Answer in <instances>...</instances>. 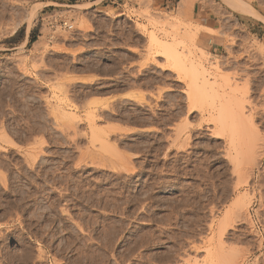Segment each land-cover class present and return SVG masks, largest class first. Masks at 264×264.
I'll return each instance as SVG.
<instances>
[{
    "label": "rangeland",
    "instance_id": "1",
    "mask_svg": "<svg viewBox=\"0 0 264 264\" xmlns=\"http://www.w3.org/2000/svg\"><path fill=\"white\" fill-rule=\"evenodd\" d=\"M195 1L0 0V264H264V0H210L217 30Z\"/></svg>",
    "mask_w": 264,
    "mask_h": 264
},
{
    "label": "bare ground",
    "instance_id": "2",
    "mask_svg": "<svg viewBox=\"0 0 264 264\" xmlns=\"http://www.w3.org/2000/svg\"><path fill=\"white\" fill-rule=\"evenodd\" d=\"M100 1H102V0H95V2L94 3H99ZM226 3H228L232 8H234L236 11H239L240 13H243V14H255V15H258V16H260V14L258 13V11L255 9V8H253L251 5H249L248 3H245V2H242L241 0H224ZM227 4V5H228ZM33 5V4H32ZM32 5H31V7H32ZM38 5V4H37ZM88 5V4H87ZM38 7V6H37ZM37 7H36V9H37ZM39 7H40V5H39ZM178 7V6H177ZM183 7V6H182ZM33 9H34V7H33ZM35 9V10H36ZM182 9V8H181ZM34 10V11H35ZM32 11V10H31ZM30 11V12H31ZM34 11H33V13H34ZM68 11V10H67ZM29 12V13H30ZM37 12V11H36ZM35 12V13H36ZM27 13V12H26ZM179 13H180V11H179ZM69 14V13H68ZM72 14V13H71ZM75 15V14H74ZM30 16H32V14L30 15ZM33 16H34V14H33ZM49 16V15H48ZM53 16H56V15H53ZM76 17V16H75ZM261 18H263L264 19V16L262 17V16H260ZM29 19H31L32 17H28ZM2 19V18H1ZM15 20H17V19H15ZM32 20V19H31ZM14 21V20H13ZM1 22V21H0ZM15 22V21H14ZM47 22V21H46ZM13 23V22H12ZM29 23H30V21H29ZM72 25V24H71ZM16 27V26H15ZM66 27H68V25H66ZM5 28V27H4ZM7 28V27H6ZM3 29V28H2ZM56 29H57V26H56ZM55 29V30H56ZM7 30V29H6ZM47 30V29H46ZM55 30L53 31V32H55ZM13 31V30H12ZM28 31V30H27ZM59 31V30H58ZM60 32H61V30H60ZM195 32V31H194ZM193 32V33H194ZM215 32V31H214ZM2 33H4V32H2ZM57 33V32H56ZM152 33V32H151ZM48 34V33H47ZM46 36L45 35H43L42 37H41V39L38 41L37 40V42L33 45V46H35V47H33L34 49H36V50H38V49H40V48H42L43 49V46L45 45V38ZM151 40V46H155V44L156 45H161L162 47H163V52L164 53H166V55L170 58V59H173V60H175L176 61V67H182V69L184 70V68H186L185 66H186V64H185V66H184V68H183V66L182 65H184V63H185V59H187L186 58V55L184 56V55H180L179 54V52L177 51V49H176V45H175V43H170V42H167V41H162L161 39H159L155 34H151V38H150ZM53 42V41H52ZM25 43V42H24ZM178 44V43H177ZM46 46H48V45H46ZM50 46V45H49ZM52 46V45H51ZM55 46V45H54ZM161 47V48H162ZM58 48V47H57ZM39 51V50H38ZM43 51V50H42ZM187 52V51H186ZM42 53V52H41ZM41 57V56H40ZM188 57V56H187ZM21 58V57H20ZM35 59V58H34ZM21 63V62H20ZM175 63V62H174ZM209 63V62H208ZM194 66H193V65ZM191 65H189L190 67H187V68H189V70H190V68H193L196 72V74H194L195 75V77L194 76H192V78L194 77V80H192V83H191V87H189V88H191L190 89V91H191V93L190 94H192L193 95V98L194 97H198L199 95H197V94H200L201 93V96H203V94H205V92L206 93H209L208 92V90H211L212 89V91H213V89H215V85H214V81L212 80V82H210V79L207 77V70L204 68V69H202L201 71L199 70H196V68L198 67L196 64H194V63H192ZM215 64V63H214ZM211 65V64H210ZM24 66V65H23ZM192 66V67H191ZM197 66V67H196ZM216 66V65H215ZM26 67V66H25ZM178 67V69L180 70V71H183V70H181L180 68ZM221 67V66H220ZM21 68V67H20ZM202 68V67H201ZM218 68V67H217ZM26 69V68H25ZM98 69V68H97ZM187 70V69H186ZM189 70H187V71H189ZM209 71V70H208ZM192 72V71H191ZM187 74V73H186ZM119 75V74H118ZM212 76V75H211ZM185 78V77H184ZM190 78H191V76H190ZM190 83V82H189ZM216 83V82H215ZM232 88V87H231ZM118 91V90H117ZM211 91V92H212ZM203 93V94H202ZM197 95V96H196ZM230 95V94H229ZM191 96V95H190ZM205 96V95H204ZM207 94H206V98H207ZM195 99V98H194ZM202 99H203V97H202ZM201 100V99H200ZM192 101V100H191ZM203 101V100H202ZM194 102V101H193ZM226 108V107H225ZM245 108V107H244ZM228 109H229V107H227V111H228ZM236 109V108H235ZM243 109V108H242ZM220 110H221V108H220ZM223 111L225 110V109H222ZM226 110L224 111V112H226ZM230 110V109H229ZM232 110V109H231ZM230 110V111H231ZM245 110V109H244ZM223 111H220V114H219V112H218V114H219V118L220 119H218L217 117H216V119H218L217 121L220 123V125H221V129L223 130L224 128H222V126L224 127V126H226L227 127V131H228V129H229V126H235V129H236V125L234 124L235 122H240L241 120H240V118L242 117L241 115V112H240V114H239V112L237 113V114H235L236 113V110L234 111V109H233V111H231L230 113L229 112H226V113H228V115H230L229 117H227L226 118V116H225V114L226 113H224V115H223ZM222 113V114H221ZM237 115H238V117H239V115L241 116V117H239L238 119H237V121H236V118H237ZM246 115V114H245ZM221 116V117H220ZM247 116H248V114H247ZM246 116V117H247ZM251 116V115H250ZM250 116H248L249 118L248 119H250ZM242 119V118H241ZM252 119V118H251ZM244 120V119H243ZM242 120V123L244 122ZM253 121V120H252ZM239 122L237 123V125H239ZM251 123V122H250ZM219 125V126H220ZM228 125V126H227ZM240 125H242L241 124V122H240ZM249 125V124H248ZM242 126H244V124L242 125ZM241 126V127H242ZM226 127H225V129H226ZM239 127V126H238ZM237 127V128H238ZM233 128H230V131H232L230 134H229V136L228 137H230L229 138V141L231 142L232 140L234 141H237L238 139H239V137H241V136H239L238 137V139L236 140V132H234L233 133V131L234 130H232ZM241 129V128H240ZM224 132H225V130H223ZM229 131V132H230ZM239 131V130H238ZM237 131V132H238ZM219 133H220V130H219ZM226 133V132H225ZM232 133L234 134V136H235V139L232 137L233 135H232ZM242 135V134H241ZM96 139V138H95ZM241 141V140H240ZM107 142V141H106ZM232 144V146H234L233 144H235V142L233 143H231ZM237 145L239 144L240 145V142H239V140L237 141V143H236ZM238 145V146H239ZM106 146H107V144H106ZM108 146H109V144H108ZM231 146V147H232ZM229 147H230V145H229ZM235 148H238V147H236V145L234 146ZM233 147V148H234ZM106 148V147H105ZM108 148V147H107ZM235 148H234V150H235ZM240 148H242V146L240 147ZM230 150V149H229ZM233 150V151H234ZM237 150H240V149H237ZM231 151V150H230ZM229 151V152H230ZM236 152L237 151H235V154H236ZM232 152H230V156L232 155L231 154ZM241 153V152H240ZM228 154V153H227ZM235 154H233V155H235ZM237 154H239V153H237ZM236 156H238V155H236ZM231 158V157H230ZM233 159H234V157H233ZM235 160V159H234ZM238 164V163H237ZM235 166V165H234ZM236 168V167H235ZM236 172V171H235ZM236 173H238V172H236ZM243 173V172H242ZM240 175V174H239ZM216 189V188H215ZM224 190V189H223ZM224 193V192H223ZM221 198V197H220ZM241 198V197H240ZM239 198V199H240ZM209 199V198H208ZM238 199V200H239ZM241 199H244V198H241ZM243 201V200H242ZM207 202V201H206ZM238 202H240V200L238 201ZM242 203H244V201L242 202ZM247 203H249V202H247ZM236 204L238 205H240L241 207L243 206V204H241V202L240 203H237V201H236ZM245 204V203H244ZM210 206V205H209ZM244 207V206H243ZM238 208H240V207H238ZM212 210V209H211ZM212 212V211H211ZM230 212V211H229ZM228 213V212H227ZM214 222V221H213ZM222 223V224H221ZM226 224V225H225ZM210 225V224H209ZM208 225V226H209ZM212 226V225H211ZM226 227L227 228V226H228V224L226 223V222H224V221H220L219 222V225H218V228H220L218 231H219V233L220 234H217V236L218 235H221L222 236V234L221 233H223L224 234V232H222L223 230H224V227ZM213 227V226H212ZM211 229V228H210ZM193 230V229H192ZM226 230V229H225ZM224 230V231H225ZM226 232V231H225ZM195 234V233H194ZM215 234V233H214ZM216 236V235H215ZM196 237V236H195ZM219 237V236H218ZM213 238V237H212ZM220 238V237H219ZM213 256V255H212ZM220 257H221V255H220ZM227 257V256H226ZM219 259V258H218ZM217 259V260H218ZM220 259H224L223 258V256L220 258ZM220 262V261H219ZM227 263V262H226Z\"/></svg>",
    "mask_w": 264,
    "mask_h": 264
},
{
    "label": "crops",
    "instance_id": "3",
    "mask_svg": "<svg viewBox=\"0 0 264 264\" xmlns=\"http://www.w3.org/2000/svg\"><path fill=\"white\" fill-rule=\"evenodd\" d=\"M116 1L117 0L114 1L112 0V3L115 4ZM156 1H158V3L161 4V7L170 8L171 5H175L174 3L176 0H156ZM216 10L217 7H215L210 0H197L193 5V16L195 21L199 25L204 26L209 30H217L219 28L214 25L216 21L214 18ZM244 16L245 17L243 18L246 19L244 23L248 26L250 31L254 35H257L260 41L264 42V22L260 18L255 17L253 15H244ZM198 42L203 49L212 52V51L220 50L222 47V42H224V40L221 39L219 36L213 35L209 31H203L200 34Z\"/></svg>",
    "mask_w": 264,
    "mask_h": 264
},
{
    "label": "built area",
    "instance_id": "4",
    "mask_svg": "<svg viewBox=\"0 0 264 264\" xmlns=\"http://www.w3.org/2000/svg\"><path fill=\"white\" fill-rule=\"evenodd\" d=\"M64 25H68V24H67V23H65ZM68 28H69V29H72V28H73V25H71V24H70V25H68Z\"/></svg>",
    "mask_w": 264,
    "mask_h": 264
}]
</instances>
